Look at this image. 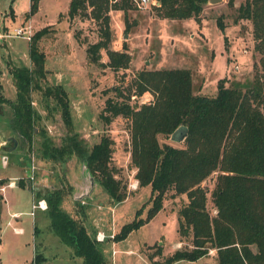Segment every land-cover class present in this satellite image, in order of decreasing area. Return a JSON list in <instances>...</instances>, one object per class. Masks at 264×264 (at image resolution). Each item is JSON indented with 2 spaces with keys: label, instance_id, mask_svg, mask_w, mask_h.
<instances>
[{
  "label": "rangeland",
  "instance_id": "obj_1",
  "mask_svg": "<svg viewBox=\"0 0 264 264\" xmlns=\"http://www.w3.org/2000/svg\"><path fill=\"white\" fill-rule=\"evenodd\" d=\"M68 1L39 0L36 12L25 16L28 0H0V94L6 99L0 102V155L8 157L5 168H0V179L4 180L1 186L4 188L0 190L3 195L0 264H82L81 258L50 230L46 211L31 208L35 201L32 189L62 184L65 192L66 186L71 188L64 196L62 208L80 220L95 240L98 231L93 235L91 228L103 234L97 246L107 264H165V258L177 249L189 247L190 236L182 237L177 231V211L186 196H172L170 191L163 208L151 219L130 230L119 241L112 240L123 224L146 217L151 206V191L149 186L138 187L133 177L134 168L129 164L128 120L116 116L106 123L99 113L105 106V99L115 97V88H125L135 73L143 69L188 68L192 72L195 93L206 95L216 93L221 78H226L227 83L252 80L261 71V55L255 48L251 21H235L238 7L244 0L207 2L197 19L163 18L156 8L159 5L156 0H148L145 4L130 0L125 22L121 10L110 9L108 49H125L130 55L127 68L117 70L103 64L107 61L103 49L99 50L96 62L89 58L86 47L100 38L99 24L88 17L68 18ZM17 27L28 28L31 35L44 28L45 34L37 42L44 54L46 69L40 84L42 87L63 86L72 115L71 133L82 138L88 147L102 135L112 140L110 165L115 168L114 177L125 192L123 201L111 202L97 181L85 171L80 157L64 156L55 162L49 148L36 144L38 134L34 135L29 150L10 130L9 100L15 95L9 69L28 64V40L11 35ZM151 97L144 93L140 100L148 101ZM30 100V105L40 115L35 122V132L45 130L49 146L60 147L67 131L61 124L54 101L43 98L34 88L30 90ZM132 100L136 99H131V103ZM12 138L15 148L7 154ZM159 139L175 144L183 142L164 136ZM215 177L216 173L202 182L208 196ZM9 183L13 186H7ZM86 191L88 195H84ZM207 209L214 214L210 197ZM10 214L13 216L10 226L5 225ZM13 227L21 231L15 233ZM172 264H217L216 252L210 250L197 260H179Z\"/></svg>",
  "mask_w": 264,
  "mask_h": 264
},
{
  "label": "trees",
  "instance_id": "obj_2",
  "mask_svg": "<svg viewBox=\"0 0 264 264\" xmlns=\"http://www.w3.org/2000/svg\"><path fill=\"white\" fill-rule=\"evenodd\" d=\"M28 1L25 16L35 13L39 2ZM156 1L161 17L177 20L197 19L208 2ZM130 7V0L68 1V18L88 17L99 24L100 38L86 47L93 62L103 49L107 57L105 66L113 70L127 68L130 61L127 51L108 49V11L121 10L125 22ZM237 11L235 21H251L255 48L261 55V71L252 80L227 83L226 78H221L216 93L206 95L195 93L188 68L143 69L135 73L125 88H115V97L106 98L99 113L106 123L116 116L128 120L129 164L134 168L133 177L138 187L149 186L151 191L146 217L123 224L112 240L119 241L151 219L163 208L170 191L172 196H186L177 211V231L182 237L190 236L189 247L177 249L165 258V264L194 261L210 250H215L217 264H264V0H244ZM218 24L222 29V23L218 21ZM44 34L41 28L28 40V67L9 69L15 93L14 100L9 101L10 130L29 150L34 135L38 134L36 144L49 148L55 162L64 156L80 157L90 178L97 181L111 202L123 201L125 192L114 177L115 168L110 165L112 140L102 135L88 147L82 138L71 133L72 115L63 86L40 84L46 69L45 57L37 42ZM32 88L43 98H52L57 107L61 124L67 131L60 147L49 146L45 130L35 132L40 115L30 105ZM144 93L151 94V99L140 100ZM130 98L136 100L131 103ZM5 101L0 94V102ZM179 126L187 128L181 144L160 141V136L169 138ZM214 173V186L208 196L202 182ZM3 182L0 179V187ZM63 186L32 189L35 200L46 203L50 230L81 258L82 264H107L98 241L80 220L62 208L64 196L71 189L66 186L65 192ZM209 197L215 209L213 215L207 209ZM2 199L0 193V211Z\"/></svg>",
  "mask_w": 264,
  "mask_h": 264
},
{
  "label": "built area",
  "instance_id": "obj_3",
  "mask_svg": "<svg viewBox=\"0 0 264 264\" xmlns=\"http://www.w3.org/2000/svg\"><path fill=\"white\" fill-rule=\"evenodd\" d=\"M148 0H139L140 3H146ZM12 36H20V37H24L26 40H29L31 34H30V30L28 28H22V27H17L14 28L12 33ZM30 180L32 179V176H30L29 178ZM12 185V183H9L7 186ZM4 188V187H3ZM3 188L0 187V190H3ZM82 202V201H81ZM46 205L44 200L40 199V200H35L34 202H32L31 204V208H38V209H45ZM15 232H17L14 229ZM103 234L102 233H96L95 238L97 241H102L103 239Z\"/></svg>",
  "mask_w": 264,
  "mask_h": 264
},
{
  "label": "water",
  "instance_id": "obj_4",
  "mask_svg": "<svg viewBox=\"0 0 264 264\" xmlns=\"http://www.w3.org/2000/svg\"><path fill=\"white\" fill-rule=\"evenodd\" d=\"M222 0H208L210 4H216ZM187 135V128L185 126H179L170 136L173 141L182 142ZM13 146L11 149H14L15 140L12 138ZM7 157L5 155H0V168L6 166Z\"/></svg>",
  "mask_w": 264,
  "mask_h": 264
},
{
  "label": "crops",
  "instance_id": "obj_5",
  "mask_svg": "<svg viewBox=\"0 0 264 264\" xmlns=\"http://www.w3.org/2000/svg\"><path fill=\"white\" fill-rule=\"evenodd\" d=\"M29 2V1H28ZM14 66H16V65H14ZM21 66H23V67H28L29 66V58H28V64L27 65H21ZM14 95H15V93H14ZM15 97V96H14ZM13 100H14V98H13ZM9 101H12V100H9ZM14 139V138H13ZM4 141L6 140V139H3ZM1 143H3V141L1 142ZM12 146H13V142H12ZM11 146V147H12ZM11 147H10V149L9 150H7V154H10V153H12L14 150L13 149H11ZM15 148V147H14ZM2 155H4V154H2ZM6 157H7V155H5ZM8 158V157H7ZM5 168V167H4ZM86 171V170H85ZM87 172V171H86ZM10 187L11 186H13V184L12 185H9ZM88 193H89V191H86V193L84 194V195H88ZM2 198H3V195H2ZM38 200H40V199H38ZM2 201H3V199H2ZM41 210H44L45 211V209H41ZM15 213L13 212L12 213V215H14ZM11 214H10V216H8V218L6 219V222H5V225H9L10 226V219L11 218H13V216H12ZM2 222H3V216H2V204H1V211H0V235H1V229H2ZM16 230L17 232H15V233H19L20 231H21V229L19 228V227H13V230ZM100 232L98 229H96V228H91V232H92V234L94 235L95 234V232ZM99 245V244H98ZM113 245V243L111 242V246ZM41 258V257H40ZM42 259V258H41Z\"/></svg>",
  "mask_w": 264,
  "mask_h": 264
}]
</instances>
